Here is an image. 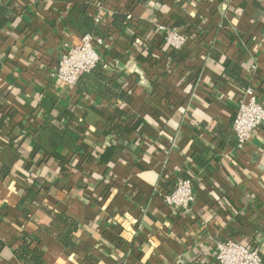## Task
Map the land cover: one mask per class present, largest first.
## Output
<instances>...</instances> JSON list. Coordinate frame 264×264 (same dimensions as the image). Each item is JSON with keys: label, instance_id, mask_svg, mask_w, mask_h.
Wrapping results in <instances>:
<instances>
[{"label": "crops", "instance_id": "1", "mask_svg": "<svg viewBox=\"0 0 264 264\" xmlns=\"http://www.w3.org/2000/svg\"><path fill=\"white\" fill-rule=\"evenodd\" d=\"M94 1L90 16L98 4L111 20L127 14L122 31L111 21L101 50L107 70L126 84L128 98L115 105L50 77L80 41L63 19L82 0L0 6V88L15 98L0 148L20 143L23 152L0 178V264H24L15 255L24 234L40 238L32 249L43 251L45 264H218L216 243L228 239L257 247L264 259V132L242 150L232 133L244 86L264 104V0ZM160 24L187 34L186 47L164 45ZM41 94L55 100L56 114L83 140V155L68 157L78 161L75 169L32 161ZM108 149L112 155L101 161ZM185 178L195 202L190 216H175L164 195ZM33 179L49 190L33 202L32 222L20 204ZM42 207L78 220L75 247L38 231L50 223Z\"/></svg>", "mask_w": 264, "mask_h": 264}, {"label": "trees", "instance_id": "2", "mask_svg": "<svg viewBox=\"0 0 264 264\" xmlns=\"http://www.w3.org/2000/svg\"><path fill=\"white\" fill-rule=\"evenodd\" d=\"M94 0H82L71 7H67L64 12L63 24L72 27L77 31L81 37L87 34H96L102 38L108 39L110 35L101 30L94 22L92 16L88 14L91 3ZM136 3L144 0H134ZM91 2V3H90ZM96 2V1H94ZM127 14H116L112 20V28L116 30H124L127 26ZM146 57V56H145ZM147 58V57H146ZM7 60H10L8 58ZM123 77L118 73H112L104 67V63L95 68L88 74L83 75L78 83L72 87V92L86 95H96L100 99L107 101L111 105L115 100H126L128 93ZM1 87V86H0ZM39 87V86H38ZM248 88V86H244ZM41 90V87H40ZM13 90L4 92L0 88V132H3L7 127L12 125L10 119L11 103L14 102ZM37 100L38 108L42 110L43 121L39 126L33 129L32 142V161L35 162L41 159L40 168L44 167L48 161L57 160L61 168L67 165L69 168L75 169L79 163L78 161L70 160L68 157L73 155L77 158L84 153L83 140L79 133L74 128L72 129L69 121H65L59 117L56 110V102L53 98L41 94V98ZM114 106L115 111L123 120L126 119L125 114L121 112L120 108ZM10 110V111H9ZM66 117H69L66 114ZM119 129L118 125L115 126ZM105 157L99 159L105 160L107 156L112 155V150H107ZM23 158L21 144L3 146L0 148V178L4 179L11 174L16 164ZM32 161L27 164V171L30 172L32 168ZM31 174H28V179ZM32 184L28 188L20 204V209L24 218L30 219L33 222L31 208L33 202L41 191L49 190L47 185L40 180L33 179ZM42 210L50 217V223L43 231L46 234L62 240L66 247H75L73 234L77 232L79 222L68 213H57L47 207H42ZM37 231V232H38ZM40 238L36 235H26L22 237V245L15 250V255L24 264H45L43 261V251L39 249H32V245L38 242ZM262 256V255H261ZM263 258V257H262ZM264 260V259H263Z\"/></svg>", "mask_w": 264, "mask_h": 264}, {"label": "built area", "instance_id": "3", "mask_svg": "<svg viewBox=\"0 0 264 264\" xmlns=\"http://www.w3.org/2000/svg\"><path fill=\"white\" fill-rule=\"evenodd\" d=\"M3 0H0V6ZM94 22L101 30L109 34L111 19L102 5L90 9ZM109 26V27H108ZM162 43L174 51H180L190 41L187 34L166 24L156 26ZM108 39L96 34H87L80 38L77 45L68 47L59 58L50 77L56 82L74 87L80 78L103 64L101 50L107 49ZM105 68H108L104 64ZM245 96L239 102L232 123V133L237 140V148L242 150L252 139L256 131L264 132V104H262L253 87L244 90ZM165 204L175 216H190L195 202L194 185L191 178L178 179L174 188L164 195ZM215 257L218 264H264L260 250L255 246H245L235 240L216 243Z\"/></svg>", "mask_w": 264, "mask_h": 264}]
</instances>
